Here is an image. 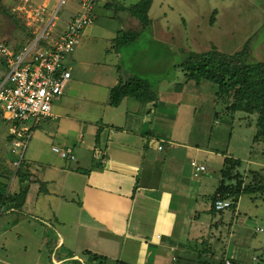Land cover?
Masks as SVG:
<instances>
[{"label":"rangeland","instance_id":"1","mask_svg":"<svg viewBox=\"0 0 264 264\" xmlns=\"http://www.w3.org/2000/svg\"><path fill=\"white\" fill-rule=\"evenodd\" d=\"M140 1L117 0L112 3L111 9L101 8L97 12L99 13L95 24L97 38L95 40L83 38L79 56L84 58V64L71 69L76 89L75 97L69 100L70 112L66 109L62 111V102L53 103L61 106L60 109L53 108V113L58 115L57 119L50 121L49 124L52 126L45 130L42 129L43 123L33 130V138L30 135L23 161L34 165L31 169L37 177L43 172L48 176L49 163L64 167L81 165L80 161L62 159L53 152L54 147L61 148L64 143L83 148L85 151L81 156L90 159L91 152L88 145L94 142V137L88 132L91 129L96 130L99 125L109 123L108 121H118L119 118L117 114L119 111L104 104L109 99L106 86L112 74L116 72V69H113L116 63L117 67L121 66L122 70L127 72L128 78H123L125 81L142 78L152 89L150 90L152 94L148 96V100L152 101L139 104L142 111L152 113L154 127L162 130L160 133H165L167 137L161 142L156 139L151 144L156 147L159 143L164 148L159 152L160 156L168 159L172 152L175 158L186 161L185 172L194 170L191 166L192 158L183 154L184 149L171 147L173 143L180 146L193 142L218 151L228 150L229 155L243 161L242 170L246 173L251 169L263 168L264 156L258 150L260 147H256L252 140L256 130V117L244 112H227L224 102L216 97L214 85L207 81L196 85L195 82L187 79L181 65L191 53H205L213 49L227 54L244 49L253 60L264 61V0H152L151 12H149L152 22L150 26L138 35L135 33L134 38H130L132 42L120 43L121 32L116 34L114 40L110 39L113 30L123 27L126 14L122 7H127L128 16L133 19L131 9ZM2 4L15 20L9 22L8 17L0 12V37L2 36L13 45L15 50H18L32 39V29H28L23 18L14 11L19 0H2ZM38 4H43V1L40 0ZM75 4L76 0H63V3L54 7L56 19L50 30L49 39H54L71 21ZM108 17H112L113 21ZM133 27L131 26L130 30L137 31L142 25L139 23L136 24V29H132ZM113 49L121 50V58L117 57ZM6 75L0 59V81ZM97 76H101L102 79H98ZM99 81L103 84L99 85L97 83ZM154 90L159 93L160 100H154L157 96ZM94 93H97V96L93 95ZM91 99L104 103L92 107ZM61 122L62 125L59 127L62 129L58 138L56 128ZM66 122H70L71 127H65ZM133 122L134 120L128 121L129 126ZM5 123L0 119L2 135L7 133ZM6 124L13 125V123ZM0 145L4 148L8 146L9 149L10 144L5 137H0ZM11 158L17 160L18 156L14 152L6 155L4 163L6 170L0 169V175L9 172L11 178L16 173ZM214 171L219 175L220 169ZM41 184L38 182L34 187H40ZM68 188L71 189L69 181ZM180 200L181 198H178L177 202ZM239 201L238 210L228 208L218 213V218H223L225 222V227L218 235L220 239L197 244L199 251L210 249L203 255L209 262L216 258H225L228 250L227 257H231L238 264H264V195L247 194ZM202 202L199 213L206 206L208 207V199ZM184 203L189 204L190 200ZM73 208H75L73 205L63 207L67 219H71ZM31 211L30 208L29 212ZM33 215L35 216L30 218L31 226H27V229L33 230L34 227L41 232L44 231L45 236L41 239L46 248L42 251L46 252L39 255V246L35 243L30 244L25 251L22 244L29 240L26 236L25 241L21 239L15 244L13 255H8L12 261H15L14 264H56L53 259L60 260L65 254L68 258L60 264H99L95 262L94 255L81 253L80 261L71 257L69 247L76 245L71 237L66 239L64 250L51 253L53 243L58 237L57 231L63 230L53 217L48 218L52 228H47L39 223V221H47L45 218L47 216ZM63 234L65 235L66 232L64 231ZM108 244L103 251L108 249ZM2 253L4 255V251ZM105 258L104 264L116 263V260L110 257ZM174 264H177L176 261Z\"/></svg>","mask_w":264,"mask_h":264},{"label":"crops","instance_id":"2","mask_svg":"<svg viewBox=\"0 0 264 264\" xmlns=\"http://www.w3.org/2000/svg\"><path fill=\"white\" fill-rule=\"evenodd\" d=\"M32 1L36 4L40 2V0ZM42 1L43 4L38 5L47 6L48 11L59 5V0ZM116 1H93L94 23L82 31L79 44L66 60V66L70 72L72 68L84 64V58L79 56L83 38L89 40L97 38L95 32L99 15L97 12L101 8L111 9L112 3ZM74 8L71 20L79 12L80 0H76ZM122 8L126 14L123 27L116 29L117 31L113 30L110 37L112 40L118 32L125 33L131 29V26H134L132 29H136V24L139 25L135 17L132 19L128 16L127 7ZM108 18L113 21L112 17ZM113 51L118 58H121V50L113 49ZM114 64L113 69H116V74H112L106 86L109 98L111 89L117 85L119 79L128 78L127 72L122 70L121 66L117 67L116 63ZM97 77L102 79L101 76ZM72 78L73 76L67 82L64 95L54 101L63 103L62 111L66 109L70 112L69 100L75 97L76 82ZM97 83L103 84L100 81ZM93 95L97 96V93ZM156 95L157 100H160L157 91ZM107 100L104 103L91 99L90 105L92 107H98L103 103L109 105V99ZM139 103L140 101L135 97H126L118 107L109 105L110 108L119 111L117 112L118 121H108L107 124L99 125V129H91L88 132L94 137V142L88 145L91 152L90 159L81 156V153L85 151L83 148H77L75 144H63L61 148L74 150L75 162L80 161L81 165L64 167L49 163L48 176H45L43 172L37 177L31 169L34 165L23 162L24 172L28 171L30 175L29 180L20 183L14 173L8 181L11 194L19 192L22 187H28L22 209L17 210L8 206L0 212V264H14L15 261H12L8 255H13L12 250L15 244L21 239L25 241L26 236L29 240L22 244L25 251L30 244L35 243L39 246V255L46 252L42 251L46 248L41 239L45 236L44 231L41 232L34 227L33 230L27 229V226H31L30 218L35 216L33 214L47 216L45 217L47 221H39L47 228H52L48 218L53 217L63 230L57 231L58 237L53 243L51 253L64 250L66 239L71 237L76 245L69 247V252L72 253L71 257L78 261L81 260L80 255L83 253L110 257L116 262L122 261L126 264H174L175 261L177 263L180 255L195 256L201 254L199 252L204 255L210 251L209 248L199 251L197 244L220 239L218 235L225 227L224 219L218 218V213L212 210V197L220 181V174L218 175L214 170L217 168L221 170L224 156L209 147L193 142L180 146L172 142L171 147L184 149L183 154H186L188 158L191 157V162L196 161L206 167V170L197 176L193 169L185 172L186 161L175 158L172 152L168 159L164 158L159 155V152L164 150L159 143L156 147L151 146L154 140L158 139L161 142L167 137L165 133H160L162 130L154 127L152 113L142 111ZM55 105L52 104V117L42 119L32 127L31 138H33V130L40 127L42 123L44 130L52 126L49 124L50 121L56 120L58 116L53 113V108L55 110L61 108L59 104ZM0 119L9 123L1 114ZM130 120L134 122L129 126ZM6 123L7 133L2 135L1 132L0 137H5V140L9 141L10 150L8 146L4 148L0 145V169L6 167V164L4 165L6 155L9 152L13 153L14 137L10 134L11 125ZM59 125H62V122L56 128L58 138L62 129ZM64 126L71 127V123L66 122ZM174 141L176 142L175 139ZM183 142L186 143V141ZM68 181L71 183V189L68 188ZM38 182L42 183L40 187H34ZM178 198H181L179 202H177ZM207 199L208 207L206 206L199 213L203 204L202 200ZM186 200H190V203H184ZM71 205L75 208H73L71 219H67L63 207ZM30 208L31 212H29ZM239 208L240 201L236 210ZM106 244L108 249L103 251ZM67 258L65 254L60 260L53 259V261L60 264Z\"/></svg>","mask_w":264,"mask_h":264},{"label":"trees","instance_id":"3","mask_svg":"<svg viewBox=\"0 0 264 264\" xmlns=\"http://www.w3.org/2000/svg\"><path fill=\"white\" fill-rule=\"evenodd\" d=\"M151 6L152 0H141L135 4L131 9L132 15L142 27L139 31L130 30L121 33L120 43L130 42V38H134L135 33L138 35L151 25L149 16ZM0 12L8 17L9 22L15 20L10 11L3 6L2 0H0ZM0 59L3 69L8 73L7 62L2 57ZM181 66H183L187 79L195 82L196 85L202 81L214 85L216 97L224 102L227 112H244L256 117V130L252 140L256 147H260L258 150L264 156V61L253 60L252 56L244 49L233 54L213 49L205 53H191ZM150 90H152L150 85L142 78H133L129 81L120 78L117 85L111 89L109 105L118 107L126 97H135L142 103L152 101L148 100V96L152 94ZM156 99L157 97L154 100ZM213 151L224 156L223 166L219 173V185L212 197L214 213L223 212L217 211L214 207V203L218 199L230 201V209L235 211L243 195H264V167L258 170L251 169L246 173L245 170H242L243 161L229 155L228 150L213 149ZM24 171L23 166L16 171V178L20 183L29 180L28 171ZM9 179V172L0 175V212L8 206L21 210L27 195V186L22 187L19 192L11 194ZM227 254L228 250L225 258H216L212 262H209L202 254L195 256L183 254L178 256L177 264H238L231 257H227ZM94 258L99 264H104L106 261V258L101 255L95 254ZM114 264L126 263L119 261Z\"/></svg>","mask_w":264,"mask_h":264},{"label":"built area","instance_id":"4","mask_svg":"<svg viewBox=\"0 0 264 264\" xmlns=\"http://www.w3.org/2000/svg\"><path fill=\"white\" fill-rule=\"evenodd\" d=\"M93 1L80 0L76 16L55 39H49L56 19L55 9L48 11L45 5L20 0L15 11L24 19L26 27L32 29V39L15 50L13 45L0 37V57L8 67L6 77L0 82V114L7 122L13 123L10 134L14 137L12 151L18 156L13 161L16 170L24 162L32 127L42 119L52 117L53 102L64 95L72 76L66 60L79 44L82 31L94 23ZM52 150L62 159L76 160L71 148L54 147ZM191 166L196 176L206 170L196 161H192ZM230 206L228 200L218 199L214 203L217 211Z\"/></svg>","mask_w":264,"mask_h":264}]
</instances>
